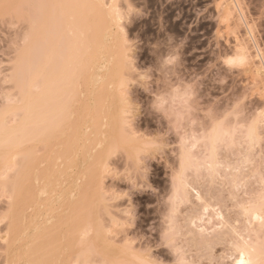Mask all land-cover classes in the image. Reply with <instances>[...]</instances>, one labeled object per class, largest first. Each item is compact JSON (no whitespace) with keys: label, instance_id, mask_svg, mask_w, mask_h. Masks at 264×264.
<instances>
[{"label":"rangeland","instance_id":"1","mask_svg":"<svg viewBox=\"0 0 264 264\" xmlns=\"http://www.w3.org/2000/svg\"><path fill=\"white\" fill-rule=\"evenodd\" d=\"M108 1L106 5L114 4L119 12L125 13L123 33L114 24L113 28H118L120 33L119 36L116 33V37L123 38L126 34L131 42V68L125 71L126 86L121 94L127 97L128 104L125 106L130 115L126 118L139 134L141 140H138L145 142L146 138L161 134L158 114L151 107L155 97L144 88L147 86L159 91L156 82L162 76L171 82L173 88L180 89L173 95L176 97L174 123L179 122L181 130L177 134L174 127L168 134L165 126L163 147L159 151L150 154L140 152L138 158H134L127 156L128 148L121 145L109 156L108 168L101 179L102 194L99 192L105 204L103 200L97 202L98 196L95 199L100 207L95 205V208L99 212L95 214L93 208V215H98L100 222L97 221V224H102L103 234L106 233V242L122 237L120 244L124 240L130 241L137 253H143L152 260L164 259L166 264H176V261L182 264H231L237 246L248 237L255 241V247L261 250L258 251L264 253V224L249 223L250 208L264 204V168L260 159L264 145L257 141L250 152L251 146L245 142L243 130L236 127L235 115H229L237 99L246 93H259L264 88V80H257L254 69L251 70L256 67L253 62L251 67L247 64L243 68H233L225 63L229 56L235 54L238 41L248 44L253 56H256L257 44L260 50L257 54L264 60V0ZM35 2L0 0V110L17 98V87L10 77L15 60L20 58L18 54L25 47V18H34L35 8L27 5ZM129 5L133 10L131 15L126 12ZM225 8L232 9V18L224 17ZM237 9L242 11L244 20L238 17ZM120 40L122 43L123 40ZM29 45L26 51L31 49L32 45ZM32 49L30 53L34 52ZM258 55L254 56L255 64L260 63ZM169 57L173 58V63L165 64ZM258 70L264 74L263 68ZM140 75L151 79L140 81ZM262 77L264 79V75ZM185 90L191 97L187 105ZM168 91L171 92V89ZM168 99L172 105V97ZM189 107L191 111H187ZM259 107L258 100L250 96L240 122L249 121ZM226 116L227 126L220 132L228 133V143L220 145L210 157L215 161L211 166L206 162L209 157L206 156L205 134L211 131L214 120ZM194 140L192 151L201 158L200 165L186 172L187 183L184 186H177L173 174L177 169L179 150L181 146L190 147ZM250 156L254 162H249ZM10 168L12 170L5 171L9 177L17 168L12 160ZM0 169H3L1 162ZM7 191L0 182V264L4 262L3 236L7 220L3 218V212L9 201ZM95 219L94 216L92 222H96ZM248 226L256 231V235L253 231H246ZM169 230L174 239V247L170 249L161 247L165 243L163 233ZM107 244L110 249L114 246L109 242ZM114 248L116 252L120 250L121 254L124 253L121 247ZM91 253L83 263L104 261L99 253ZM125 253L130 258L126 262L134 264L131 252ZM69 255V264H81L82 259L74 260L75 253Z\"/></svg>","mask_w":264,"mask_h":264},{"label":"bare ground","instance_id":"2","mask_svg":"<svg viewBox=\"0 0 264 264\" xmlns=\"http://www.w3.org/2000/svg\"><path fill=\"white\" fill-rule=\"evenodd\" d=\"M107 1L77 0L94 7L76 10H33L37 22L29 38L33 44L30 40L28 43L34 46V50L30 47L34 52L30 53L29 48L30 54L26 51L28 57H33L26 61L27 55L20 58L17 55L10 77L17 87V98L11 104L8 100L0 110V162L3 163L0 176L11 169V160L17 165L12 176L7 173L9 178L5 174L0 178L11 201L3 212L7 220L3 242L8 241L4 245L3 264L21 259H51L57 264H69L70 253H75L74 260L82 259L81 264H85L83 261L90 252L99 253L110 264L129 262L125 251L121 254L118 248L120 252H116L112 244L113 248H109L110 240L106 242V233L103 234L102 224H97L100 222L95 215L99 212L95 205L100 207L102 200L104 203L99 195L109 156L123 145L129 150L127 156L138 158L145 143L138 140L139 136L131 139L121 134V121L127 119L124 116L127 107L122 102L124 94H121L126 86L125 71L123 74L119 71L123 65V42L119 40L124 41V37H116V33L120 35L119 27L116 30L113 24L119 25V11L114 4L111 9L103 7ZM229 8L223 11L226 19L232 14ZM238 11V17L242 18V11ZM236 43L235 54L227 59L246 57V65H256L251 70L254 69L257 80H264V74L258 70L264 69L258 45L255 44L256 56L261 59L255 64L256 56L249 52V45L243 41ZM69 100L75 106L71 120L64 114ZM195 142L179 150L173 174L177 186L187 183L186 173L183 177L178 175L181 153L191 154L194 168L200 165L201 158L192 151ZM206 150L209 157L206 162L214 166L210 146L206 145ZM95 197L100 203L97 204ZM263 205L250 208L251 225L264 224ZM94 216L96 222H92ZM246 231L256 235L252 227H246ZM248 238H241L243 242L236 244L238 249L231 264L261 257L263 252Z\"/></svg>","mask_w":264,"mask_h":264},{"label":"snow or ice","instance_id":"3","mask_svg":"<svg viewBox=\"0 0 264 264\" xmlns=\"http://www.w3.org/2000/svg\"><path fill=\"white\" fill-rule=\"evenodd\" d=\"M29 8H36L40 10H49L54 12L57 9H67V10H76V9H82V8H89L94 7V5H90L88 3H81L77 2V0H61V2H46V0H40V2L32 5H27ZM103 7H109L111 8V5H103ZM132 8L129 5V7L126 9V12L128 15L132 14ZM120 17V24L117 25L119 27L120 31L123 33V17L124 12H118L117 13ZM262 18H264V14H262ZM36 19L32 17H26L25 18V35H24V48L21 50L20 55L22 57L26 56V46L29 42L30 35L35 27ZM131 51V42L127 40L126 34L124 36L123 41V49H122V58H123V65L121 67L120 74H123L124 71H127L131 68V61L129 58V53ZM173 58L169 57L167 61H165V64H172ZM225 63L233 68H243L246 65V57L244 56H237L235 58H230L225 61ZM161 72H163V69H161ZM145 79H151V77H147L145 75H140L139 80L144 81ZM157 88H159V91H156L150 87L145 86L144 90L149 93V95H152L155 97L151 107L154 109V111L158 114L160 124H161V134L151 136L145 139V143L142 148V152L151 153L159 151L163 147V138L165 135L164 128L167 127V133L170 134L173 128L175 127V130L177 134L180 132V124L179 122L174 123V113H175V95L174 93H179V88H173L172 84L169 80L164 79L163 76L159 81L156 82ZM168 89H171V92L168 91ZM172 97V105L169 104L168 97ZM253 100H258V103L260 105L259 111L256 112L249 121H246L245 123H241V118L243 115V109H246L248 107V101L249 98ZM191 99V97L188 95V90H185V104L187 105L188 101ZM122 102L127 104V97H122ZM187 111H191L190 107L187 109ZM64 114L65 117L68 120H71L75 116V106L74 102L72 100H69L68 104L65 105L64 108ZM235 115L236 117V127L237 129L243 130L244 133V140L247 142L251 148L254 149L256 147L257 141L260 142L261 145H264V88H262L259 93L253 92L251 94H245L243 97L238 98L236 101L235 106L232 109V112L229 113V115ZM130 113L125 109L124 116H129ZM210 115V114H206ZM228 123V117L226 116L223 119L214 120L211 124V131L206 133V145L210 146L211 151L213 154L216 153L218 147L222 144H227V135L228 133L221 134L220 130L227 126ZM121 134L125 137L135 139L139 134L135 132V129L132 126V122L128 119H123L121 121ZM169 146H172L169 142ZM231 147V145H229ZM261 166L264 168V152L261 154ZM249 162H254L252 157H249ZM193 170V161L191 154H184L181 153L179 156V171L178 175L181 177L184 176V174L188 171ZM11 203V201H9ZM87 235V233H85ZM122 239V237L117 238L116 241H110V244H113L114 246L121 247L125 252H131V254L134 256V264H166L164 259H157L152 260L145 257L143 253H137L134 248L131 247L132 242L124 240L123 244H120L119 241ZM163 240L165 243L161 244V247L163 248H173L174 247V239H173V233L171 230L166 231L163 233ZM8 244V241H4V245L6 246ZM29 248H31V245H28ZM9 264H57L55 260L51 259H21L18 261H9ZM96 264H107L106 261H97ZM176 264H182L180 261H176ZM239 264H264V253H262L261 257L258 260H252L249 259L248 261H245L244 259H241L239 261Z\"/></svg>","mask_w":264,"mask_h":264}]
</instances>
